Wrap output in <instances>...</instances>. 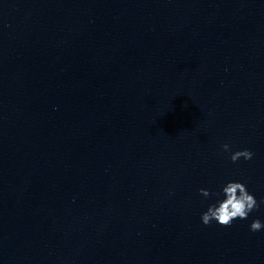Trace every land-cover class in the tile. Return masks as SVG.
Masks as SVG:
<instances>
[{
  "label": "water",
  "instance_id": "water-1",
  "mask_svg": "<svg viewBox=\"0 0 264 264\" xmlns=\"http://www.w3.org/2000/svg\"><path fill=\"white\" fill-rule=\"evenodd\" d=\"M261 201L264 0H0V264H264Z\"/></svg>",
  "mask_w": 264,
  "mask_h": 264
},
{
  "label": "clouds",
  "instance_id": "clouds-1",
  "mask_svg": "<svg viewBox=\"0 0 264 264\" xmlns=\"http://www.w3.org/2000/svg\"><path fill=\"white\" fill-rule=\"evenodd\" d=\"M223 151L229 152L230 146L223 145ZM254 153L249 150L237 151L230 157L233 163L243 158L244 160H251ZM200 194L204 197H209L210 193L206 189H200ZM224 199L218 201L216 205H212L208 210L202 214L201 220L205 226H209L211 222L216 221L221 227H230L235 219L245 220L249 214L254 210H258L259 204L255 197L246 189V186L240 182H229L223 187ZM264 203V201H261ZM264 228V223L259 219L254 220L250 225V230L255 233Z\"/></svg>",
  "mask_w": 264,
  "mask_h": 264
}]
</instances>
